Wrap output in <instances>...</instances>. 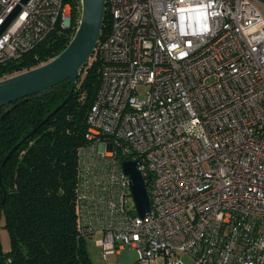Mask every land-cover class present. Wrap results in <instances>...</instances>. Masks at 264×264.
<instances>
[{
  "label": "built area",
  "instance_id": "1",
  "mask_svg": "<svg viewBox=\"0 0 264 264\" xmlns=\"http://www.w3.org/2000/svg\"><path fill=\"white\" fill-rule=\"evenodd\" d=\"M105 4L102 86L78 152L83 236L105 255L137 249L135 264H264V0ZM19 5L0 65L73 27L66 0H0V28ZM128 159L148 187L144 218Z\"/></svg>",
  "mask_w": 264,
  "mask_h": 264
},
{
  "label": "trees",
  "instance_id": "2",
  "mask_svg": "<svg viewBox=\"0 0 264 264\" xmlns=\"http://www.w3.org/2000/svg\"><path fill=\"white\" fill-rule=\"evenodd\" d=\"M57 28L21 57L0 65V80L39 67L62 53L75 35ZM111 31L106 11L101 42ZM103 59L97 45L81 69L72 98L21 144L2 168L0 264H93L78 215L79 149L87 143L88 115L102 86ZM65 80L30 95L20 105L0 106V169L6 155L68 97ZM132 156L126 155L124 158ZM6 229L10 247L2 244Z\"/></svg>",
  "mask_w": 264,
  "mask_h": 264
},
{
  "label": "water",
  "instance_id": "3",
  "mask_svg": "<svg viewBox=\"0 0 264 264\" xmlns=\"http://www.w3.org/2000/svg\"><path fill=\"white\" fill-rule=\"evenodd\" d=\"M27 1L23 0V2ZM81 3L82 13L79 25L71 42L62 53L39 67L0 80V106L13 103L18 106L30 95L50 89L65 80H68L72 85L70 93L63 103L54 109L6 155L0 169V184L2 182V168L10 156L72 98L79 73L98 45L106 13L105 0H81ZM20 9L19 5L9 15L0 28V35L16 17ZM122 166L130 179L137 212L144 218L150 210V197L146 181L138 168L139 161L124 160Z\"/></svg>",
  "mask_w": 264,
  "mask_h": 264
},
{
  "label": "rangeland",
  "instance_id": "4",
  "mask_svg": "<svg viewBox=\"0 0 264 264\" xmlns=\"http://www.w3.org/2000/svg\"><path fill=\"white\" fill-rule=\"evenodd\" d=\"M144 97V94L141 95ZM2 244L8 249L10 247V238L6 229L2 230ZM99 235H94L87 240L88 251L93 264H135L139 259V253L137 249L126 248L118 253H112L105 255L103 249L98 245ZM182 259L187 263L191 264L192 260L184 255ZM157 264H165L163 258L159 259Z\"/></svg>",
  "mask_w": 264,
  "mask_h": 264
}]
</instances>
